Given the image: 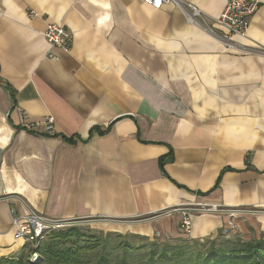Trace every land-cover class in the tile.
Returning a JSON list of instances; mask_svg holds the SVG:
<instances>
[{"label": "crops", "instance_id": "1", "mask_svg": "<svg viewBox=\"0 0 264 264\" xmlns=\"http://www.w3.org/2000/svg\"><path fill=\"white\" fill-rule=\"evenodd\" d=\"M179 1L202 17L0 0V258L20 250L12 220L30 211L148 239L264 234V0L244 39L213 22L228 0ZM51 23L67 51L43 37Z\"/></svg>", "mask_w": 264, "mask_h": 264}, {"label": "trees", "instance_id": "2", "mask_svg": "<svg viewBox=\"0 0 264 264\" xmlns=\"http://www.w3.org/2000/svg\"><path fill=\"white\" fill-rule=\"evenodd\" d=\"M12 99H13V95ZM162 159L160 168L163 167ZM79 226L63 227L46 232L42 239L33 244H24L13 256L0 258V264H82V256L98 250L99 240L92 234L93 230L82 232ZM66 228V229H65ZM92 231V232H91ZM125 241L110 246V252L122 251L123 255L116 259L107 258L110 253L101 249L99 260L95 264H133L127 260L128 254L135 257V264H264V234L259 239L244 240L241 237L225 239L218 237L212 240H190L176 238L177 248L168 253L170 246L166 240L139 237L135 235H120ZM128 239V240H127ZM146 239V244L134 245L132 241ZM148 239V240H147ZM142 241V240H141ZM168 241V240H167ZM160 243V244H159ZM157 245L160 246L158 250ZM31 254L37 255L36 261H30Z\"/></svg>", "mask_w": 264, "mask_h": 264}, {"label": "built area", "instance_id": "3", "mask_svg": "<svg viewBox=\"0 0 264 264\" xmlns=\"http://www.w3.org/2000/svg\"><path fill=\"white\" fill-rule=\"evenodd\" d=\"M143 2L154 9H160L164 5L185 7L186 20L191 24H194L197 18L202 17L201 12L192 4H182L179 0H143ZM259 6L260 0H228L221 14L214 18L213 22L226 33L227 38L244 39L247 36L249 20L257 12ZM31 16H36V14L31 12ZM207 31L211 32V29L207 28ZM43 37L51 47L62 48L66 51L72 41L71 35L61 25L52 23L46 25ZM226 47L234 49L235 45L227 43ZM52 123L51 118L44 121L46 133L53 132ZM67 225L68 222L48 219L33 211L24 217H14L12 220L14 238L20 242L21 247L24 244L35 245L46 232L61 229ZM180 229L184 234L190 233L191 221L187 213H183ZM37 258L36 254H31L30 261H36Z\"/></svg>", "mask_w": 264, "mask_h": 264}, {"label": "rangeland", "instance_id": "4", "mask_svg": "<svg viewBox=\"0 0 264 264\" xmlns=\"http://www.w3.org/2000/svg\"><path fill=\"white\" fill-rule=\"evenodd\" d=\"M78 226H79L78 227L79 230H81L82 232H87L88 230H93L94 232H92V231L91 232H92L93 235L96 236V238H98L99 244H100L98 250L90 252V253L83 254V256H82L83 263L82 264H95L96 261L99 260V256L101 254H103L101 252V249L103 247L105 248V249H102L103 251H105L106 253H110V256L107 255L108 256L107 258H109V259L110 258L116 259V258L121 257L123 255L122 251L110 252V247H112V246H110V244L113 245V244L119 243L120 241L123 242V241H125L126 238L125 239L122 238V237L120 238V237L115 236L114 234L106 235L107 233L111 232V231H108V230L107 231H103V230H106V229H92V228L88 227V225H85V224L84 225L83 224L82 225L78 224ZM65 227H68V226H65ZM114 233L120 234V235H127V233L120 232V231H117V232H114ZM145 240L146 239H138V240L132 241V243L134 245H143V244L147 243V241H145ZM149 240H152V239L149 238ZM165 242L170 246V249L168 250L169 254H171L178 246V242L176 240L168 239V241L166 240ZM157 247H158V250H159L160 246L157 245ZM126 254L129 257V258H126V259L132 261V263L134 262L133 264H135V260H136L135 257L133 259H130V258H132V255H135V254L131 253L132 254L131 255V254H128L127 252H126Z\"/></svg>", "mask_w": 264, "mask_h": 264}]
</instances>
